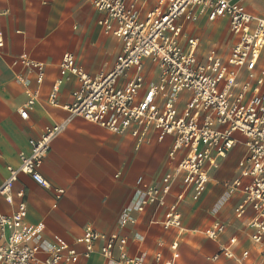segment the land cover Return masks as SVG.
I'll return each mask as SVG.
<instances>
[{
    "label": "crops",
    "instance_id": "obj_1",
    "mask_svg": "<svg viewBox=\"0 0 264 264\" xmlns=\"http://www.w3.org/2000/svg\"><path fill=\"white\" fill-rule=\"evenodd\" d=\"M157 0H142L141 10L147 11ZM239 3L255 17L264 19V0H230ZM129 3L132 0H128ZM99 13L89 0H0V184L9 167L20 164L21 155L30 153L29 139L38 137L47 127L67 120V126L52 142L39 172L47 186L36 183L20 173L13 185V201L0 198V212L15 210L21 199L16 192L24 191L26 224L40 225L36 239L43 247L69 246L79 254L75 264H120L121 254L136 262L121 264H164L165 257L177 252L173 264H233L232 259L212 256L228 243L232 234L239 236L235 253L252 244L247 216L236 218L233 208L241 200V192L229 196L227 189L238 174V161L245 153L242 143L234 145L218 159L210 170L205 189L193 197L187 188L178 205L181 224L165 228L162 224L167 205L181 192L173 184L167 201L137 205L149 185H162L165 173L175 169L181 157L170 159L168 152L173 135L158 138L154 127L137 136L112 132L98 123L72 116L67 108L78 78L60 75V62L65 53L89 75L109 70L120 51V42L106 31ZM182 43L187 37L199 39L201 55L215 49L226 57L236 40L226 17L208 21L200 16L196 22H183ZM42 63V80L30 63ZM146 63V77L153 79L156 70ZM61 80L54 101L51 87ZM33 97L27 117L20 111ZM140 179V181H138ZM129 214L124 215V210ZM227 224L218 239H211L205 230L216 221ZM92 228L109 235L118 233L127 240L116 243L110 256L99 252L96 241L88 256L86 246L78 241L84 231ZM8 229H6V234ZM177 243L176 250L171 248ZM160 256L156 261L155 256ZM45 255L42 251L40 256Z\"/></svg>",
    "mask_w": 264,
    "mask_h": 264
},
{
    "label": "built area",
    "instance_id": "obj_2",
    "mask_svg": "<svg viewBox=\"0 0 264 264\" xmlns=\"http://www.w3.org/2000/svg\"><path fill=\"white\" fill-rule=\"evenodd\" d=\"M89 1L103 14L100 21L121 46L112 67L94 76L77 65L71 53L63 55L60 75L71 73L78 78L67 105L70 114L112 132L144 136L149 127H154L159 139L173 135L168 157L181 155L175 169L164 174L160 187L147 186L137 205L138 210L154 202L163 205L172 185L179 184L181 192L167 205L162 221L165 228L180 226L178 205L184 191L192 187L197 198L205 189L210 170L218 166V159L242 143L245 153L227 189L229 196L239 191L242 194L233 208L236 218L246 217L252 210L247 226L251 228L253 247H244L236 254L239 236L232 234L212 260L222 256L232 259L233 264H264V19L230 0H157L145 12L141 10L142 0ZM200 16L208 21L226 17L236 37L226 57L215 49L201 55L196 37H187L185 45L182 43V23L196 22ZM145 61L156 70L153 79L146 77ZM30 64L36 67L37 80L41 81L42 63ZM60 83V78L53 82L50 101H54ZM33 100L31 97L22 108L21 117H27ZM66 126L64 120L29 139L30 153L21 155L17 167H9L0 184V198L12 203L13 185L20 173L48 185L39 167ZM16 194L21 199L15 210L0 212V264H75L79 254L72 247H43L36 239L41 227L26 224L24 191ZM128 214L129 209H125L124 215ZM227 227L216 220L205 232L209 238L218 239ZM78 241L85 243L84 256L96 241L101 242L99 252L106 256L111 255L116 243L122 247L127 244L118 233L104 235L92 228L86 229ZM176 246L173 242L171 248L176 250ZM42 251L45 255L40 256ZM177 255L174 251L165 257L164 264H173ZM155 260H160L158 254ZM121 261L136 262L125 252Z\"/></svg>",
    "mask_w": 264,
    "mask_h": 264
}]
</instances>
